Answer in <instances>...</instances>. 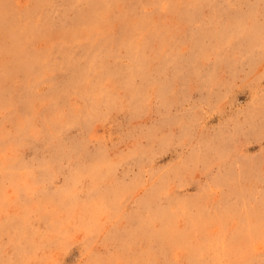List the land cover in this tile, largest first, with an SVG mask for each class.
Masks as SVG:
<instances>
[{"label": "rangeland", "instance_id": "374dc122", "mask_svg": "<svg viewBox=\"0 0 264 264\" xmlns=\"http://www.w3.org/2000/svg\"><path fill=\"white\" fill-rule=\"evenodd\" d=\"M0 264H264V0H0Z\"/></svg>", "mask_w": 264, "mask_h": 264}]
</instances>
